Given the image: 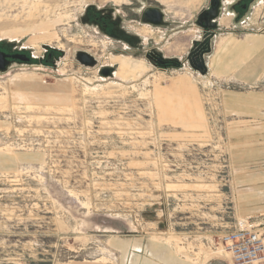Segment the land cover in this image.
Returning a JSON list of instances; mask_svg holds the SVG:
<instances>
[{
	"label": "rangeland",
	"instance_id": "1",
	"mask_svg": "<svg viewBox=\"0 0 264 264\" xmlns=\"http://www.w3.org/2000/svg\"><path fill=\"white\" fill-rule=\"evenodd\" d=\"M143 1L168 25L140 23ZM189 1L0 0L1 50L30 57L0 71V264H237L223 237L246 221L264 232L259 198L236 187L247 174L236 163L248 160L236 153L261 158L253 129L264 105L232 143L242 118L224 96L264 95V69L248 83L242 67L257 54L242 56L244 35H222L204 54L207 73L193 70L185 57L203 0ZM91 7L121 18L139 44L102 33L85 18Z\"/></svg>",
	"mask_w": 264,
	"mask_h": 264
},
{
	"label": "crops",
	"instance_id": "2",
	"mask_svg": "<svg viewBox=\"0 0 264 264\" xmlns=\"http://www.w3.org/2000/svg\"><path fill=\"white\" fill-rule=\"evenodd\" d=\"M195 1L197 0H190L188 4L192 3L195 4ZM209 0H203L202 6L200 7L199 12L208 6ZM234 0H223V13L218 19V29L216 30V36L213 40V43L215 45L216 38L224 36H237V35H244L245 38L242 40H239V42H244L248 44V48H245L242 52V56L247 57L248 54L251 56V54H257L256 58L258 59L259 63H250L245 64L242 68H247V73L249 75L248 79L246 80L248 83L249 81L253 80L254 76L257 74V72L261 74V71L264 69V63L262 60H264V53L262 52V49L264 48V31L261 28V25L264 26V20L261 23H252V15L253 11L248 14L245 19L241 20L239 23L236 21V17L234 16V12L231 8L232 3ZM264 3L263 0H256V2L253 5V8H255V5H259ZM263 7V6H262ZM198 12V13H199ZM223 19H225V22H223ZM223 22V23H222ZM243 22V23H241ZM252 27H256V30ZM258 28H261V30H258ZM247 29V30H246ZM249 29V30H248ZM246 31V32H244ZM242 32V33H240ZM201 35V33H200ZM199 35V36H200ZM225 38V37H223ZM259 44V45H258ZM258 45V46H257ZM213 46V45H212ZM235 47V46H233ZM215 49V47H214ZM214 51V50H213ZM240 53V52H239ZM261 60H260V59ZM258 64V65H255ZM262 64V65H261ZM210 64H208V67ZM254 69V70H252ZM227 101L231 104L230 110L231 112L229 115H236L242 118L238 124L240 126L239 131L231 136L232 143H241L240 141H236L235 139L240 136H246L251 135L250 133H246L248 130L253 129L252 126H248L246 128L245 125L247 123L246 117H252L255 116V113H257V110H262V105H264V95H258V94H243V96L238 92L237 90H225V94ZM259 97V101H256V98ZM241 102V106H240ZM257 103L259 104V107L257 108ZM243 116H242V115ZM263 112H260V116H262ZM261 118V117H259ZM263 118V117H262ZM259 129V130H258ZM256 132L261 131L264 134V122H260L258 128H254ZM257 142H264V138L256 139ZM241 152L244 153V155ZM260 153L261 158H264V147L260 148L258 150ZM255 153V150H247V147L238 151L236 153L237 158L240 157H246L247 161H241L236 164H239V168L245 169L244 174L241 175L238 178V181L236 182V187L238 194H241L242 196L246 197L245 200H250L252 198H259L258 201L255 203H252V205L258 203L260 201V205H258V208H255L254 210H261L264 208V159L255 161V159H252L250 155H253ZM245 163V164H244Z\"/></svg>",
	"mask_w": 264,
	"mask_h": 264
},
{
	"label": "flooded vegetation",
	"instance_id": "3",
	"mask_svg": "<svg viewBox=\"0 0 264 264\" xmlns=\"http://www.w3.org/2000/svg\"><path fill=\"white\" fill-rule=\"evenodd\" d=\"M255 2H256V0H234V2L232 3L231 6L233 7L232 10L234 12V16L236 17L237 23H239L241 20L245 19V17H247L248 14L251 13V8H253V5ZM153 7L158 8L161 12L163 10L161 8V6L157 3H152V2L148 3V2L143 1L142 4L138 8V13H137L138 19H139L138 21L143 22L142 19L147 18V17L148 18H155V15H151V14L146 15L145 14V12L148 8H153ZM90 9L92 11H86L85 18L87 19L88 22L96 25L102 33L107 34V35L112 36V37H115V38H118L119 40L127 42L128 44H139V42L141 41V38H139L137 33H134L128 29H125V27H123L121 25V18H119L118 16L112 17L111 13L107 9H102V10L96 9L95 11L93 10L92 7ZM197 15H196V19H197ZM162 18L166 22L165 25H168V20H165L164 13H163ZM218 19H219V17L216 19L217 24H218ZM202 21L205 23L204 19ZM143 23H147V22H143ZM147 25L161 26V24L160 25H154V24L151 25V23H149ZM217 29H218V27H217ZM216 30H215V35L211 39V42H210L211 45H212L213 40L216 36ZM199 38L200 39H198L196 41L199 42V41H204L206 39V37H203V29L202 28H201V35L199 36ZM198 42H195V45L193 47L191 44V48L189 51L194 50L195 46L198 44ZM205 43L203 46H206ZM1 46L2 45H0V47ZM211 48H212V46H211ZM7 50L8 51L5 52L4 50H1V48H0V51L5 52V54L7 53V55H9L7 57V60L10 61L9 67L14 62L18 61V59H20L21 61H25V62L30 61V57H28L24 54L18 53V51L10 50L9 48ZM17 50H19V49H17ZM151 50L152 51L149 50L148 52L150 53V55H152L153 58H156V55H159L158 54L159 49L154 48ZM188 54H189V52H188ZM188 54H186V57ZM46 56L51 57V54L46 55ZM190 59L193 63H195L197 60V56H194V53H193L191 55ZM186 62H187V59H186ZM170 64H172V63H170Z\"/></svg>",
	"mask_w": 264,
	"mask_h": 264
},
{
	"label": "water",
	"instance_id": "4",
	"mask_svg": "<svg viewBox=\"0 0 264 264\" xmlns=\"http://www.w3.org/2000/svg\"><path fill=\"white\" fill-rule=\"evenodd\" d=\"M232 7V6H231ZM223 0H209L208 7L204 8L199 12L197 15V19L195 20V24L200 26L203 29V37H206L204 41H196L192 42V47L195 45V42L198 44L195 46L194 50H191L187 55V63L188 65L195 71H198L200 74L204 75L207 73V64L204 61V54L211 50V39L215 35V30L218 27L216 19L221 16L223 13ZM233 9V7H232ZM146 15H155V18H143V22L151 23L154 25H165V21L163 20V12H161L158 8H148L145 12ZM205 20V23L202 20ZM208 41V42H207ZM206 42V43H205ZM205 43L206 46H203ZM194 53V56H198V59L195 63H193L190 59L191 55ZM158 54L160 52L158 51ZM9 55L5 54L4 52L0 51V71L4 72L9 68L10 61L7 60ZM76 58L81 63L85 65L93 66L96 63V59L85 51H79L76 53ZM171 62L172 64H181V62L177 58H167L164 56L157 57V63L166 65L167 62ZM109 70L104 68L101 70V74H108Z\"/></svg>",
	"mask_w": 264,
	"mask_h": 264
},
{
	"label": "built area",
	"instance_id": "5",
	"mask_svg": "<svg viewBox=\"0 0 264 264\" xmlns=\"http://www.w3.org/2000/svg\"><path fill=\"white\" fill-rule=\"evenodd\" d=\"M222 243L237 264H251L264 256V232L257 230L254 223L244 222L228 232Z\"/></svg>",
	"mask_w": 264,
	"mask_h": 264
},
{
	"label": "bare ground",
	"instance_id": "6",
	"mask_svg": "<svg viewBox=\"0 0 264 264\" xmlns=\"http://www.w3.org/2000/svg\"><path fill=\"white\" fill-rule=\"evenodd\" d=\"M163 12V11H162ZM164 17H165V13H164ZM165 20H166V18H165ZM140 23H143V22H140ZM143 24H149V23H143ZM152 25V24H151ZM146 28H148V27H146V26H144V27H142V29H140V30H137L138 31V33L141 35V36H145V34H144V32L147 34V31H146ZM148 35V34H147ZM28 43H30V44H33L34 42H28ZM123 58H125V57H123ZM170 58H175V57H170ZM38 61H40V59H37ZM117 60H119V64H121L122 66H121V68H122V70L125 68V66H130V65H127V64H129L127 61H125V59H121L120 57H117ZM35 61V60H34ZM97 61V60H96ZM171 62H167V64H170ZM134 68V67H133ZM135 68H136V66H135ZM120 74H121V72H120ZM200 74V73H199ZM202 75V74H201Z\"/></svg>",
	"mask_w": 264,
	"mask_h": 264
}]
</instances>
